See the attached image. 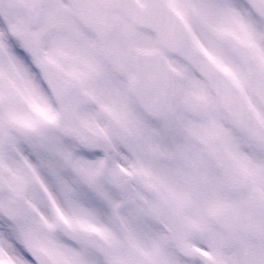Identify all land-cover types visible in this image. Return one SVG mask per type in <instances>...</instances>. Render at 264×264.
<instances>
[{"label":"snow or ice","instance_id":"1","mask_svg":"<svg viewBox=\"0 0 264 264\" xmlns=\"http://www.w3.org/2000/svg\"><path fill=\"white\" fill-rule=\"evenodd\" d=\"M0 264H264V0H0Z\"/></svg>","mask_w":264,"mask_h":264}]
</instances>
